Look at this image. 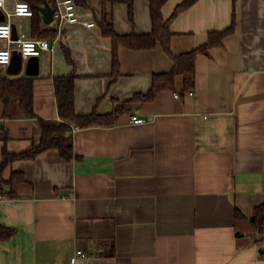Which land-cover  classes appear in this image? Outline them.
<instances>
[{"label":"crops","instance_id":"0c3cea01","mask_svg":"<svg viewBox=\"0 0 264 264\" xmlns=\"http://www.w3.org/2000/svg\"><path fill=\"white\" fill-rule=\"evenodd\" d=\"M181 2L168 0L164 19ZM76 12L94 22L89 9ZM233 14V32L196 56L190 90L182 92L177 77L175 92L134 103L113 126H71L77 159L48 150L10 163L4 177L21 173L25 183L13 198H0V224L14 230L0 242V264H67L77 250L84 254L78 264H264V232L234 219L236 208L248 218L264 204V0H197L171 22V52L202 46ZM132 18L122 0L113 5L116 33L151 31L146 0L132 1ZM13 24L30 37V18ZM117 53L113 78L111 39L96 24H65L54 52L22 58L16 76L34 77L35 117L17 99L4 113L0 100V162L3 149L22 153L38 144L39 120L59 121L54 77L75 75L77 114L95 108L106 115L114 101L147 92L152 75L173 65L159 44ZM132 115L144 123L133 125Z\"/></svg>","mask_w":264,"mask_h":264},{"label":"trees","instance_id":"16d2710c","mask_svg":"<svg viewBox=\"0 0 264 264\" xmlns=\"http://www.w3.org/2000/svg\"><path fill=\"white\" fill-rule=\"evenodd\" d=\"M26 2L32 9L30 17V37L40 39H54L56 28H45L42 23L40 10L45 5L55 8V0H18ZM76 6L89 9L92 12L94 24L101 30V34L111 39V56L113 78L118 77V49L124 47L130 50H151L159 44L163 52L171 59L173 65L170 71L155 73L151 78V85L147 92L134 95L126 102L114 101L111 113L101 115L95 108L86 115L77 114L74 107V74L54 77L53 87L57 103L59 121L39 120L41 137L38 144L22 153H9L3 149L0 162V198H13L15 187L25 183L21 173H11L8 178L4 172L11 162L15 160H30L38 154L48 150H56L60 157L66 161L77 159L73 153L71 126L79 128L105 127L115 125L124 114H130L134 103L154 101L164 91L175 92L176 78H182V92L190 90L195 79V58L209 49L221 45L222 41L235 29L234 14L231 24L222 31L208 33L207 42L189 52L173 55L171 52V22L184 10L192 6L197 0H182L173 10L169 18L164 19L162 7L168 0H146L149 4V18L151 31L147 34L116 33L112 22V7L118 0H97L99 7L91 5V0H73ZM128 7V19L132 18V1L122 0ZM108 3V4H107ZM67 61H71L68 49L65 50ZM33 80L32 76H11L0 69V100L3 103L4 113L8 110L12 99H17L28 117H35L33 113ZM6 140V135H3ZM8 187V191L5 190ZM235 221L247 220L261 236L264 232V204L254 208L253 215L246 217L238 208L234 211ZM14 230L0 224V242L10 239ZM113 252V251H112ZM112 252L109 255H112Z\"/></svg>","mask_w":264,"mask_h":264},{"label":"built area","instance_id":"2783aa9c","mask_svg":"<svg viewBox=\"0 0 264 264\" xmlns=\"http://www.w3.org/2000/svg\"><path fill=\"white\" fill-rule=\"evenodd\" d=\"M26 4V2L22 1H14L12 5V9L10 10L7 6V0H4L3 7H0V15L3 21H0V25L2 26H9L10 25V37L7 39H0L4 41V47L0 48V53H8V63L7 64H0V66H8L11 61L12 51H19L20 55L23 59H27L29 57H40L45 53H52L55 51L56 44L60 39L62 28L65 24H82L87 28H92L95 26L94 22H82L76 12L77 6L75 5L73 0H55V8L53 9V20L56 23V31L57 34L52 41L47 39H40V38H31L24 33L18 34L17 38H12V25L14 18H19L20 16L15 15V5L16 4ZM28 12L31 13L30 16H22L30 18L32 16V9L28 5ZM31 44L33 46V52L38 53V55H24V45ZM193 93L190 92L189 96H192ZM174 98H180L178 93L174 94ZM130 122L133 125H140L144 123V119L132 115L130 117ZM78 130L77 127H73V131ZM84 257V254L81 250H77L73 257L68 261L67 264H78V259Z\"/></svg>","mask_w":264,"mask_h":264},{"label":"water","instance_id":"95a60500","mask_svg":"<svg viewBox=\"0 0 264 264\" xmlns=\"http://www.w3.org/2000/svg\"><path fill=\"white\" fill-rule=\"evenodd\" d=\"M42 14V20L45 24H50L53 21V9L47 5L40 10ZM0 21H3L2 17ZM12 38H17V30L15 25H12ZM22 65V57L19 51H12V57L10 64L6 67V73L11 76H16L20 73Z\"/></svg>","mask_w":264,"mask_h":264},{"label":"clouds","instance_id":"9594fccd","mask_svg":"<svg viewBox=\"0 0 264 264\" xmlns=\"http://www.w3.org/2000/svg\"><path fill=\"white\" fill-rule=\"evenodd\" d=\"M4 0H0V7H3ZM15 15L17 16H30L31 13L28 12V5L26 4H16L15 5ZM10 37V25L2 26L0 25V39H7ZM24 55H38V53L33 52V46L31 44L24 45ZM8 53H0V64L8 63Z\"/></svg>","mask_w":264,"mask_h":264},{"label":"rangeland","instance_id":"374dc122","mask_svg":"<svg viewBox=\"0 0 264 264\" xmlns=\"http://www.w3.org/2000/svg\"><path fill=\"white\" fill-rule=\"evenodd\" d=\"M9 9L11 10L12 7H11V8L9 7ZM53 21H54V20H53ZM54 23H55V22H52L50 26H53ZM3 44H4V42H3V40H1V41H0V45H3ZM3 47H4V46H3ZM1 48H2V47H1ZM22 74L24 75L25 73L23 72Z\"/></svg>","mask_w":264,"mask_h":264}]
</instances>
